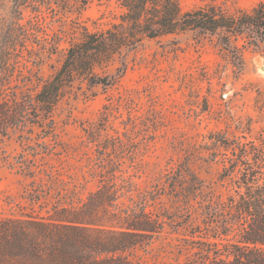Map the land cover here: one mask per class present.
<instances>
[{"label":"rangeland","instance_id":"374dc122","mask_svg":"<svg viewBox=\"0 0 264 264\" xmlns=\"http://www.w3.org/2000/svg\"><path fill=\"white\" fill-rule=\"evenodd\" d=\"M261 1L179 0L183 11L213 4L231 13ZM49 2L26 7L0 0V47L17 7L21 23L34 24L38 35L8 88L0 86L5 95L39 91L85 28H108L123 11L119 0ZM95 71L112 84L76 78L51 118L41 115L0 135V217H49L55 207L79 206L107 180L121 207L146 199L147 210L167 221L131 260L188 264L199 251L189 225L221 223L231 188L222 177L226 142L260 143L264 137V42L250 31L189 30L146 38ZM191 181L201 188L188 201L178 192Z\"/></svg>","mask_w":264,"mask_h":264},{"label":"trees","instance_id":"16d2710c","mask_svg":"<svg viewBox=\"0 0 264 264\" xmlns=\"http://www.w3.org/2000/svg\"><path fill=\"white\" fill-rule=\"evenodd\" d=\"M119 1L120 21L95 31L85 28L81 40L70 45L60 68L39 91L32 95L0 91V135L36 123L41 115L51 118L76 78L111 85L98 79L96 67L107 66L123 49H133L146 38L226 30L234 36L250 31L264 42V0L250 11L236 13L213 4L183 11L179 0ZM41 2L50 4L49 0H18L17 4L29 7ZM22 20L23 11L17 7L5 45L0 47V86L12 82L20 59L30 45L38 44L34 24L26 26ZM33 22H39L38 15ZM260 141L226 142L229 153L222 177L231 188L219 214L221 223H208L204 229L189 225V236L199 251L188 264H264V137ZM200 186L191 181L178 196L194 200ZM118 199L115 184L101 180L98 190L79 206L55 207L49 217H0V264H137L130 254L149 247L167 221L147 210L146 199L127 207H121Z\"/></svg>","mask_w":264,"mask_h":264}]
</instances>
